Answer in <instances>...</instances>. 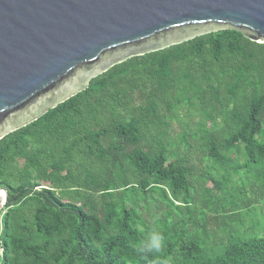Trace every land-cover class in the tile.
Masks as SVG:
<instances>
[{
    "label": "trees",
    "instance_id": "1",
    "mask_svg": "<svg viewBox=\"0 0 264 264\" xmlns=\"http://www.w3.org/2000/svg\"><path fill=\"white\" fill-rule=\"evenodd\" d=\"M0 187V264H264V44L224 30L114 66L0 140Z\"/></svg>",
    "mask_w": 264,
    "mask_h": 264
},
{
    "label": "water",
    "instance_id": "2",
    "mask_svg": "<svg viewBox=\"0 0 264 264\" xmlns=\"http://www.w3.org/2000/svg\"><path fill=\"white\" fill-rule=\"evenodd\" d=\"M224 30L264 44V0H0V140L130 58ZM7 202L0 187V217Z\"/></svg>",
    "mask_w": 264,
    "mask_h": 264
},
{
    "label": "clouds",
    "instance_id": "3",
    "mask_svg": "<svg viewBox=\"0 0 264 264\" xmlns=\"http://www.w3.org/2000/svg\"><path fill=\"white\" fill-rule=\"evenodd\" d=\"M164 246V236L161 232L151 230L141 242L139 250L143 254L158 255L162 252ZM157 264H171L169 258H161Z\"/></svg>",
    "mask_w": 264,
    "mask_h": 264
},
{
    "label": "rangeland",
    "instance_id": "4",
    "mask_svg": "<svg viewBox=\"0 0 264 264\" xmlns=\"http://www.w3.org/2000/svg\"><path fill=\"white\" fill-rule=\"evenodd\" d=\"M263 218H260V220H262Z\"/></svg>",
    "mask_w": 264,
    "mask_h": 264
}]
</instances>
